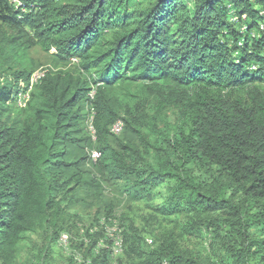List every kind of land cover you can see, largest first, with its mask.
<instances>
[{"label": "trees", "instance_id": "trees-1", "mask_svg": "<svg viewBox=\"0 0 264 264\" xmlns=\"http://www.w3.org/2000/svg\"><path fill=\"white\" fill-rule=\"evenodd\" d=\"M35 47L51 66L17 107ZM119 120L137 142L113 145ZM117 184L130 202L165 186L151 208L208 253L174 231L148 248ZM63 236L68 264H264V0H0V264H51Z\"/></svg>", "mask_w": 264, "mask_h": 264}, {"label": "rangeland", "instance_id": "rangeland-1", "mask_svg": "<svg viewBox=\"0 0 264 264\" xmlns=\"http://www.w3.org/2000/svg\"><path fill=\"white\" fill-rule=\"evenodd\" d=\"M30 55L35 59V68L37 67L36 70H47L51 66V55L49 52H44L39 47H35L30 51ZM88 125L89 123H87V126ZM87 128L90 132L89 127ZM119 140L137 142L136 136L126 128H124V126L120 129L119 133H113L112 143L115 147H117ZM120 188L121 186L118 184L113 186L112 189L114 191L109 195L114 200L116 213H125L128 217L127 221L129 223H134L136 227L141 230V234L146 240V246L148 248L150 246H155L156 240L159 239L163 232H165L166 234L169 231H174L177 234L176 236L179 238V242L183 247L195 248L196 250H200L202 252H204L205 250L206 253H208L209 244L211 242L210 233H205L203 236L196 233L192 235L186 234L183 231V221L181 217H178L176 215L163 216L159 211L151 208L152 204L160 206L168 200L170 194L167 193L165 186L158 187V189L154 191V194L156 195L157 193L158 196L156 200L152 202H130L129 199L122 192H120ZM74 196L76 199L82 198L84 200V203L77 207L79 208L80 212H83L87 222L91 223L92 215L96 211L97 207L96 200L93 197L86 196L82 189H78L75 192ZM122 229L123 228L121 227V223H119V221L115 222L113 225H110L107 235L111 239H115L118 236L121 237V235L123 236ZM70 239L71 238H69L68 242V238L66 237L62 242H59L55 245L51 264L69 263V257L71 256L72 252ZM36 241L41 242V238H36ZM99 245H105V239H102ZM118 254L119 256L123 255L124 248ZM117 260L118 259L115 260L114 264H117Z\"/></svg>", "mask_w": 264, "mask_h": 264}, {"label": "built area", "instance_id": "built-area-1", "mask_svg": "<svg viewBox=\"0 0 264 264\" xmlns=\"http://www.w3.org/2000/svg\"><path fill=\"white\" fill-rule=\"evenodd\" d=\"M238 19L239 17L236 14L231 15L232 22H237ZM253 69H255V67H253ZM47 70L38 69L31 74L27 82L21 81L20 83H18L17 93H16L15 98H16V103L19 107H24L27 104L34 87L39 82H41V80L45 77L46 73L48 72ZM123 126H124V123L122 120L117 121L112 127V132L119 133L120 129ZM91 129H92V133L94 134L95 131L92 126H91ZM91 156L93 160H96L100 156V153L97 151H92ZM64 238H66V236H63V240ZM113 241H114L115 252L120 253L122 250V242H123L121 237L118 236L115 239L113 238Z\"/></svg>", "mask_w": 264, "mask_h": 264}, {"label": "clouds", "instance_id": "clouds-1", "mask_svg": "<svg viewBox=\"0 0 264 264\" xmlns=\"http://www.w3.org/2000/svg\"><path fill=\"white\" fill-rule=\"evenodd\" d=\"M35 71H36V70H35ZM35 71H34V72H35ZM32 73H33V72H32ZM46 74H47V73H46ZM30 76H31V74H30ZM30 76H29V78H30ZM45 76H46V75H45ZM29 78H28L27 80H25L24 82H27V81L29 80ZM43 79H44V78H43ZM43 79H42V80H43ZM42 80H41V81H42ZM39 84H40V82H39L37 85H39ZM37 85H36V86H37ZM36 86L34 87L32 93L35 91ZM15 92L17 93V89H16ZM16 93H15V95H14V97H13V98H14L13 101H14V103L16 104V106L19 107V106L17 105V103H16V98H15V97H16ZM32 93H31L30 99H31V97H32ZM94 93H95V91L92 90V91L90 92V95L93 97V96H94ZM30 99H29V100H30ZM29 100H28V102H29ZM28 102H27V104H28ZM27 104H26L25 106H27ZM25 106H24V107H25ZM92 119H93L92 117L89 118V121H88L89 125H88V127H89V130H90V133H91V134L93 135V137L95 138V134L92 133V129H91V126H92L93 129H94V126H93V123H92ZM112 127H113V126H112ZM94 131H95V129H94ZM97 152H98V151H97Z\"/></svg>", "mask_w": 264, "mask_h": 264}]
</instances>
